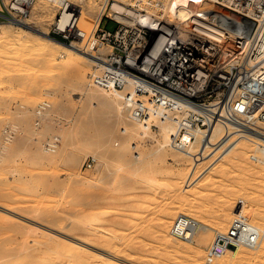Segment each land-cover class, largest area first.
<instances>
[{
	"label": "rangeland",
	"instance_id": "374dc122",
	"mask_svg": "<svg viewBox=\"0 0 264 264\" xmlns=\"http://www.w3.org/2000/svg\"><path fill=\"white\" fill-rule=\"evenodd\" d=\"M13 2L0 0V25L5 29L0 37V264H102L100 254L110 264H194L196 251L202 253L199 264H223L219 261L227 255L229 264H264V235L254 254V249L242 247L243 255L223 253L210 263L205 258L215 232L226 230L233 217L264 230V170L261 162L252 160L260 154L256 142L240 131L222 130L213 144L197 141L187 158L172 156L170 145L157 150L163 123L157 122L150 133L129 136L124 124L115 123L112 109L122 98L90 83L95 63L80 64L88 71L79 80V63L63 68L64 59L52 56L46 43L31 46L23 40L22 29L7 25L25 20L60 40L51 32L50 18L59 7L49 0H32L19 14ZM100 3L91 0L93 17ZM82 25L87 33L93 27L84 21ZM115 26L105 22L110 31ZM87 90L106 99L109 95L114 102L88 101ZM44 101L48 106L39 111ZM125 119L134 124L128 111ZM95 124L106 128L95 130ZM52 139L57 142L54 149L45 146ZM92 156L95 163L88 167L86 160ZM86 191L94 200L93 218L104 206L110 211L104 219L108 227L102 220L90 229L84 211ZM182 212L210 227L204 244L198 245L194 235L189 249H184L179 246L182 241L170 235L172 222ZM164 235L174 241L167 243ZM84 253L92 259L86 260Z\"/></svg>",
	"mask_w": 264,
	"mask_h": 264
},
{
	"label": "built area",
	"instance_id": "2783aa9c",
	"mask_svg": "<svg viewBox=\"0 0 264 264\" xmlns=\"http://www.w3.org/2000/svg\"><path fill=\"white\" fill-rule=\"evenodd\" d=\"M169 1L130 0L115 11L117 0H101L88 33L70 8L66 26L51 32L95 54L90 83L121 93L133 121L150 129L155 122L172 124L169 145L175 149L201 142L217 124L224 132L235 123L264 136V0H180L176 12L160 11L157 5ZM26 4L11 7L23 14ZM107 21L114 30L105 28ZM47 106L42 102L39 111ZM56 143L45 146L54 149ZM256 147L263 156L264 143ZM93 163V156L86 160L88 167ZM196 224L189 216L176 217L170 233L189 237ZM260 236L245 218L233 217L226 230L215 232L205 258L210 263L234 248L253 249Z\"/></svg>",
	"mask_w": 264,
	"mask_h": 264
},
{
	"label": "bare ground",
	"instance_id": "6f19581e",
	"mask_svg": "<svg viewBox=\"0 0 264 264\" xmlns=\"http://www.w3.org/2000/svg\"><path fill=\"white\" fill-rule=\"evenodd\" d=\"M29 0H15V3L13 2L12 5L13 6H16L18 5L19 2L21 3H27L24 10H23V13H25V10L27 8V6H29V3L28 2ZM51 3H53L56 7H59L60 11L57 15H55L54 17L51 15L50 18H52V22H51V25H52V28H54L55 30H59V29H62L63 27L66 26V23H67V19H68V10L70 8H73L75 11H76V14L78 16V25L81 27V29L83 28V25H82V22L84 21L86 23V25L89 27L93 24L96 23V19L98 18V15L100 13V7L99 8H96L98 9L97 13H96V16H92L91 15V11H90V6L92 5L91 4V0H49ZM93 1V0H92ZM124 2L127 0H123ZM130 0H128L129 2ZM162 1V0H161ZM178 1L180 0H171L169 1L168 3L164 4V5H161V4H158L157 6H160V11H164V12H170L172 11L173 12H176V9H177V5H178ZM68 6V7H64V6ZM120 2L117 1V3H114L113 4V8L115 9V11H120ZM42 6V5H41ZM93 6V5H92ZM91 6V7H92ZM95 6V4H94ZM49 8V6H48ZM51 9V8H50ZM93 11V10H92ZM41 12V11H39ZM37 13V12H36ZM127 13H129V11H127ZM52 14V13H51ZM175 14V13H174ZM45 16V15H44ZM49 17V16H48ZM47 18V17H46ZM124 18V17H123ZM47 20V19H46ZM45 20V21H46ZM50 21V19H48V22ZM5 25V24H4ZM7 25L9 26H16L18 27L19 29H22L21 31H24L25 34H24V37L23 40L25 39V41H27L28 43H30V45H35L37 44L38 41L42 42V45H43V42L44 44L46 43V45L49 46V48L51 49L50 50V54H52V56L56 55L58 58L61 57V59H64L63 62H62V67L63 68H69L71 67L73 64L75 65H78L79 63V67L78 69L76 70V76H78L80 79L79 80H82L83 77L85 76V73L86 71H88L87 69L85 70L84 68H82V66L80 67V64L81 63H85V64H90L91 62L93 63H96L97 62V57L95 56V54L93 53H90L86 50H84L81 45L79 46L78 44H67L63 41H60V40H57L55 38H52L50 35H49V30L46 28H36L34 25L26 22L25 20H21V19H17V20H13L9 23H7ZM90 30V29H89ZM89 32V31H88ZM5 33V29H4V26L0 25V37H2V35H4ZM21 38V37H20ZM19 40V39H18ZM36 42V44H35ZM33 43V44H31ZM40 44V43H39ZM41 45V44H40ZM45 45V46H46ZM44 46V45H43ZM31 49V48H30ZM46 49V47H45ZM107 49V48H106ZM106 49H102V51H104L105 53L107 52ZM37 51V50H36ZM43 51V50H42ZM26 53V52H25ZM29 53V52H28ZM43 53V52H42ZM48 53V54H49ZM51 56V55H49ZM63 57V58H62ZM65 57V58H64ZM54 58V57H53ZM57 59V58H56ZM87 67V66H86ZM89 67V66H88ZM84 82V81H83ZM93 85V84H92ZM104 93V92H103ZM85 95L87 97V100L88 101H97L98 103H100V99H101V102H108V103H112V101L114 102V99L113 98H109V95H108V99H106L105 97L102 98V95L101 93L93 90V91H90V90H87L85 91ZM114 95H116L120 100H121V93L119 92H114ZM105 96V94H104ZM99 99V100H98ZM91 102V103H92ZM114 113H115V123H122L124 124V128H123V132H126V134L128 133L129 136H137V134H139L140 132H144V133H150V128L147 127L146 125L144 124H141L139 122H136L134 121V124H129L127 122V120L125 119V111L127 112L128 111V117H130V114H129V110L126 108V105L123 103V101H121V104L119 103H116L114 105V107H112ZM125 110V111H124ZM157 123V122H155ZM162 124V123H161ZM158 127V125H157ZM106 126L105 125H101V124H95V130H101V129H105ZM227 129H234L236 131H240L242 133H244L245 137L247 139H249L251 142L254 141V143L256 142L259 143L260 141H262L264 143V136L260 135L258 132H256L255 130H251V129H247V128H242V129H239V126L235 123H229V125H227ZM224 130V127L222 125H215L214 127L210 128L208 133L206 134L205 138L201 141V143L205 146H207L208 144H213L212 141L214 139V137L216 135H218V133L220 131ZM161 141L158 142V147H157V150L158 151H164L165 150V147L168 145L169 146V139L170 137L174 134V127L172 124L170 123H163V127L161 129ZM130 133V134H129ZM239 133V132H238ZM235 139V138H234ZM256 139V140H255ZM211 142V143H210ZM125 141H123L119 146H118V153L121 152V150L123 149L124 145H125ZM196 142H192L191 144H189L187 146V148L185 150H180V149H175L173 147H171L174 151L171 153L172 156H175V157H189V153H191V147L192 145H194ZM107 147H105L104 149L107 150V148L110 146V145H106ZM167 146V147H168ZM242 150H245L247 149V147H241ZM254 150L257 151V148H254ZM171 152V151H170ZM244 152V151H243ZM245 153V152H244ZM187 155V156H186ZM195 157H197V154L194 155ZM259 156V160L258 162L262 163V166H261V169L264 170V155L261 156V155H258ZM101 160V159H100ZM190 160V159H189ZM98 163V162H97ZM105 163V161H104ZM88 181H92L91 179L88 180ZM94 183V181L92 182V184ZM89 184V183H87ZM91 184V185H92ZM90 185V186H91ZM94 185V184H93ZM99 185H97V188ZM95 190H96V186L94 187ZM106 189V187L104 188ZM93 192V195L96 194L95 192L98 191L96 190ZM101 191V190H100ZM99 191V192H100ZM102 192V191H101ZM88 192L86 191V194ZM106 192H104V196ZM100 195V193L95 195V196H98ZM91 194H87V201H86V209L84 210L86 213H85V217H86V221H87V224L90 227V229L92 227H96V226H99L100 223H102V220H106V217L109 215V210L106 208V206H103L101 208L100 204L98 206H100V210L98 211V213L96 214L95 218H93V214L95 215V212L96 210H94V213L92 212V208H93V199L91 198ZM101 196H103V194L101 193ZM103 196V197H104ZM99 198H101L100 196H98ZM107 197V196H106ZM97 198V199H99ZM95 199V198H94ZM86 200V199H85ZM96 200V199H95ZM96 204V203H95ZM96 206V205H95ZM98 210V209H97ZM59 213V212H58ZM180 216H187L186 214H184L183 212L180 213L177 217H180ZM104 220V221H105ZM102 224L106 223L107 221H105ZM166 223V222H165ZM200 222H197V224L195 225L194 227V230L192 231L191 235H188L186 236V238H176V237H173L170 233V230H169V233L170 235L174 238V239H178L180 241H182L179 246L184 248V249H189L190 247V244L192 243L193 241V237L194 235H197L198 236V240L196 241V243L198 242V245H202L204 244L205 242V232L210 228L208 225H201V224H198ZM222 223V222H221ZM107 224H104L103 227L106 228ZM164 226V225H163ZM102 227V229H103ZM108 227V226H107ZM257 228V227H256ZM88 229V228H86ZM93 229V228H92ZM91 229V230H92ZM99 229H101V226L99 227ZM98 229V230H99ZM109 228L105 229V231L107 230L108 231ZM259 231H260V234H261V239L264 235V230H261L259 228H257ZM95 230V229H94ZM110 230V229H109ZM101 231V230H100ZM97 232V231H96ZM100 233V232H99ZM102 234V232H101ZM100 235V234H99ZM87 236V235H86ZM91 238V235L89 236L88 235V238ZM87 238V237H86ZM100 239V236L97 237L96 239V242H98ZM163 239H165V241L167 243H172L174 241V239L170 238L168 235H164L163 236ZM101 241V239H100ZM88 242V240H87ZM90 242V241H89ZM95 242V243H96ZM81 243V242H80ZM99 243V242H98ZM110 242H107L106 244H108ZM176 242H174L175 244ZM83 244V243H82ZM86 244V243H85ZM84 244V246H85ZM103 244H104V241H103ZM113 245V244H112ZM261 240L259 241V243L257 244V246H255V248H253L254 250L250 251V252H253L252 254H254V252H257L259 250V248L261 247ZM66 246V245H65ZM69 247V246H68ZM67 247V248H68ZM71 247V246H70ZM93 247V246H92ZM37 250L39 251L38 247H36ZM44 248V247H43ZM85 248H88L87 246H85ZM242 247H238V248H234L233 250L231 251H226L225 252V255L229 254V253H232L234 251H238L240 253V255H243V250L241 249ZM46 249V247H45ZM44 249V250H45ZM34 250V249H33ZM47 250V249H46ZM199 250V249H198ZM46 252V251H45ZM260 252V251H259ZM39 253V252H38ZM88 253V252H87ZM243 253V254H242ZM37 254V252H36ZM43 255V253H42ZM85 257L87 256V259L88 260V255L90 256V253L86 255V253H84ZM102 257H106L105 255L103 254H100ZM78 256V255H77ZM93 256V255H92ZM202 256V253L200 251H196L194 252L193 254V263L194 264H199V260ZM19 257V256H18ZM102 257H100L99 259H101V262L102 264H110L108 262H106L105 260L102 259ZM66 258V257H65ZM12 259V258H11ZM10 259V260H11ZM14 259V258H13ZM37 259V258H36ZM54 259V257H53ZM84 259V258H83ZM92 259V258H90ZM50 260V259H49ZM60 260V259H59ZM15 261V260H14ZM32 261V260H31ZM33 261H34V258H33ZM54 261V260H53ZM229 261V255L223 257L219 263H227ZM24 262V261H23ZM59 262V261H58ZM66 262V261H65ZM90 262V260H89ZM98 262V260H97ZM96 262V263H97ZM30 263V262H29ZM32 263V262H31ZM30 263V264H31ZM91 263V262H90ZM100 263V261H99ZM230 263V261H229ZM227 263V264H229ZM42 264V263H41ZM47 264V263H46ZM88 264V263H87ZM101 264V263H100Z\"/></svg>",
	"mask_w": 264,
	"mask_h": 264
},
{
	"label": "water",
	"instance_id": "95a60500",
	"mask_svg": "<svg viewBox=\"0 0 264 264\" xmlns=\"http://www.w3.org/2000/svg\"><path fill=\"white\" fill-rule=\"evenodd\" d=\"M53 38V37H52Z\"/></svg>",
	"mask_w": 264,
	"mask_h": 264
}]
</instances>
